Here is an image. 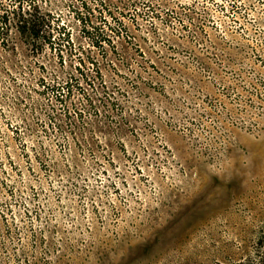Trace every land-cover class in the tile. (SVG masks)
Returning a JSON list of instances; mask_svg holds the SVG:
<instances>
[{
	"label": "rangeland",
	"instance_id": "374dc122",
	"mask_svg": "<svg viewBox=\"0 0 264 264\" xmlns=\"http://www.w3.org/2000/svg\"><path fill=\"white\" fill-rule=\"evenodd\" d=\"M37 1L71 43L0 37V264L256 260L264 0Z\"/></svg>",
	"mask_w": 264,
	"mask_h": 264
},
{
	"label": "trees",
	"instance_id": "16d2710c",
	"mask_svg": "<svg viewBox=\"0 0 264 264\" xmlns=\"http://www.w3.org/2000/svg\"><path fill=\"white\" fill-rule=\"evenodd\" d=\"M25 4L29 7H26ZM128 4V12L131 10L135 12L134 20L137 25H140V19H143L146 15L142 7H148L147 10H151L152 16L155 19L162 16L160 13L162 6L152 0H129ZM107 12V14H103L101 17V21L106 25L105 28L96 27L100 32L99 38L101 44L105 42L115 44V39L118 37L132 39V35L129 33V26L124 19L127 16V12L121 10L118 12V15H114L111 11ZM167 14L171 15L170 13ZM11 26L16 28L20 37L25 43L31 46L34 52H38L45 44L52 48L56 39L53 32L58 28H60L61 31L60 37L66 38L67 36V43H71L69 39L70 35L65 27H56L55 20L52 18L51 13L43 11L37 0H0V37H2L4 44H7ZM113 46L115 47V45ZM59 50L61 53L62 47H60ZM98 75L101 79L103 78L99 70ZM67 84H69V82H67L66 85ZM63 86L62 83H57L53 86V89H64ZM263 238L264 237L259 240L256 247V260H248L240 264H264Z\"/></svg>",
	"mask_w": 264,
	"mask_h": 264
}]
</instances>
